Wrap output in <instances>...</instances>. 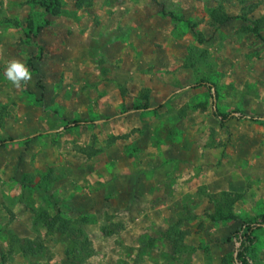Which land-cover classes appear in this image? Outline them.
<instances>
[{
  "label": "rangeland",
  "instance_id": "1",
  "mask_svg": "<svg viewBox=\"0 0 264 264\" xmlns=\"http://www.w3.org/2000/svg\"><path fill=\"white\" fill-rule=\"evenodd\" d=\"M126 1L0 0V264H234L264 214V120L189 86L264 117V0Z\"/></svg>",
  "mask_w": 264,
  "mask_h": 264
},
{
  "label": "trees",
  "instance_id": "2",
  "mask_svg": "<svg viewBox=\"0 0 264 264\" xmlns=\"http://www.w3.org/2000/svg\"><path fill=\"white\" fill-rule=\"evenodd\" d=\"M54 1L57 2V0H54ZM153 1H157V0H153ZM43 5L48 9L49 4L43 3ZM211 17L218 24H223L224 22H226V20L231 18V15H228L221 10H215L214 9V11L211 12ZM251 24H254V22H252ZM255 30H256V28L253 27V31H255ZM189 86H191V87L205 86L208 89L210 97H211V101H212V113H213V115H215L219 119L220 125H224L230 118H236V119H244L245 118V119H250V120H255V121L256 120H259V121L264 120V117L247 115V114L242 113L239 110H235V109L229 110L227 112L219 111L217 109V107L215 106L217 90H216L215 84L212 81H209L207 79H200V80L196 81L195 83H192ZM160 105L161 104H158L157 106H160ZM149 108H153V107H151L150 105L145 103V104L137 105L134 108H132L131 110H146ZM89 122H90L89 120H84V119H71V120H67L65 126L75 127V126H80L82 124H87ZM9 140H15V139L10 138ZM238 196H239V194H237L235 197H238ZM232 214L233 213L231 212V210L229 212H222L220 210V208H217L216 210H214V212L211 216V219L212 220H227V219L232 218ZM261 227H264V214L259 215V217L257 219L252 220V221H245V220L242 221L241 226L234 233L235 240L237 241V245L235 246V251H234V254L232 257V262L234 264H247L248 263V257H247V254L245 251L255 241L254 231L256 229L261 228ZM62 231H63V229H62ZM75 232H76V230L74 231V233ZM16 240H17V243H20L19 248H20V252L22 254H25L26 252H28L29 249L32 248L31 242H25L24 240L20 239L19 237H16Z\"/></svg>",
  "mask_w": 264,
  "mask_h": 264
},
{
  "label": "crops",
  "instance_id": "3",
  "mask_svg": "<svg viewBox=\"0 0 264 264\" xmlns=\"http://www.w3.org/2000/svg\"><path fill=\"white\" fill-rule=\"evenodd\" d=\"M126 3H130L129 2V0L128 1H126ZM184 199V195L182 194V196L180 197V207H181V202H182V200ZM167 207H168V204L167 203H165V204H162V202H158V203H155V204H152V205H150V210L152 211V212H157V213H161V211L159 210V208H162L164 211L165 210H167ZM175 207V206H174Z\"/></svg>",
  "mask_w": 264,
  "mask_h": 264
}]
</instances>
